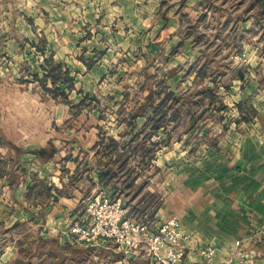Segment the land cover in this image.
Instances as JSON below:
<instances>
[{"label":"crops","instance_id":"obj_1","mask_svg":"<svg viewBox=\"0 0 264 264\" xmlns=\"http://www.w3.org/2000/svg\"><path fill=\"white\" fill-rule=\"evenodd\" d=\"M198 26L248 56L256 44V65L188 68L210 57ZM260 31L264 0H0V264H156L71 231L124 154L115 186L134 192L111 193L130 218L180 220L191 236L181 264H206L207 248L211 264H264ZM50 58L75 78L71 91L57 85L67 97L42 82ZM160 84L191 98L152 131L147 97Z\"/></svg>","mask_w":264,"mask_h":264},{"label":"built area","instance_id":"obj_2","mask_svg":"<svg viewBox=\"0 0 264 264\" xmlns=\"http://www.w3.org/2000/svg\"><path fill=\"white\" fill-rule=\"evenodd\" d=\"M86 212L89 223L77 222L71 228L80 241H112L127 252H143L156 264H181L187 256L191 236L181 229L177 217L161 223L148 215L141 219L130 218L122 199L105 190L95 192L88 199ZM236 244L240 246L242 242ZM198 253L206 264H211L216 250L200 249Z\"/></svg>","mask_w":264,"mask_h":264},{"label":"trees","instance_id":"obj_3","mask_svg":"<svg viewBox=\"0 0 264 264\" xmlns=\"http://www.w3.org/2000/svg\"><path fill=\"white\" fill-rule=\"evenodd\" d=\"M46 65V71L47 73L42 78V82L46 86V83L48 81H51V83L54 85V90L56 94H60L64 97L68 96V93L65 90H62L61 87L57 86L60 81L62 83L67 84V89L72 90L75 83V78L70 76V71L67 69H64V66L62 63H56L53 58H50L47 60ZM161 89L157 91L150 92L149 96L147 97V100L151 102V108H152V115L150 116V123L149 125L150 130L157 131L161 126L165 124L168 120H173V122H177L180 120L182 115L183 109H188V106L184 105L185 99H190V96L182 95L179 93H176L174 91L169 90L168 86L161 85ZM160 100L157 104L154 105V102L156 100ZM197 112L196 109H193L192 115H194L197 118V115H202L204 111ZM142 113V112H141ZM138 114L134 113L132 115V118H135ZM195 122V118L194 121ZM193 124V123H192ZM146 130V129H145ZM108 148H111L112 150H115L117 147V143L114 139H110V143L107 145ZM149 157V159H153L154 154H145L142 155V157ZM129 156L127 154L120 155L118 158L114 161H109L107 164L104 165V170L100 172V181L103 184L105 189H108L110 192L115 191L114 193H121L124 195V198H132L131 193L134 192V189L132 187V184H125L121 187L115 186L116 185V178L118 175V170H113L115 162H119L121 165L119 167H123L126 163H128ZM128 174H131L130 171H126ZM112 182H114V185L112 186ZM128 183V182H127ZM115 197H120L117 194H112Z\"/></svg>","mask_w":264,"mask_h":264},{"label":"rangeland","instance_id":"obj_4","mask_svg":"<svg viewBox=\"0 0 264 264\" xmlns=\"http://www.w3.org/2000/svg\"><path fill=\"white\" fill-rule=\"evenodd\" d=\"M194 29L195 31L197 30L206 31L207 35H205V38L202 39V41L204 42L201 44V46L202 47L207 46V50L209 51L210 57L206 59L207 55H203V56L200 55L196 58L195 64H193L191 67L188 68H192V69L199 67L212 68V66L229 68L232 66H239V65L244 67L245 65L248 64V62H252L254 65H256L257 57H255L256 51L254 49V47L257 46L256 44H252L254 46L253 52H251L250 56H248L249 54L248 53L246 54V52L244 51V47H242L241 44L238 45L234 43L231 49H227L229 45L227 41L224 42L217 41V37L213 35L214 31L210 26H203L201 28L198 26ZM260 34L264 35V31H260ZM238 35L239 38H242L240 33ZM251 55H252V60H251ZM160 89H161L160 85L156 86V91ZM194 109L197 110L198 108H194ZM109 193L112 194L111 192Z\"/></svg>","mask_w":264,"mask_h":264},{"label":"water","instance_id":"obj_5","mask_svg":"<svg viewBox=\"0 0 264 264\" xmlns=\"http://www.w3.org/2000/svg\"><path fill=\"white\" fill-rule=\"evenodd\" d=\"M3 235L0 234V245H1V240L3 239Z\"/></svg>","mask_w":264,"mask_h":264}]
</instances>
